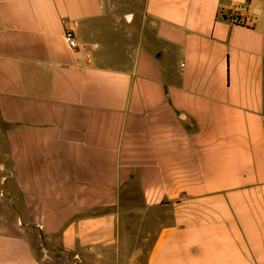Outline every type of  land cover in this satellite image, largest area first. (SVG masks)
<instances>
[{
  "label": "crops",
  "instance_id": "obj_1",
  "mask_svg": "<svg viewBox=\"0 0 264 264\" xmlns=\"http://www.w3.org/2000/svg\"><path fill=\"white\" fill-rule=\"evenodd\" d=\"M0 185V264H264V0H0Z\"/></svg>",
  "mask_w": 264,
  "mask_h": 264
},
{
  "label": "built area",
  "instance_id": "obj_2",
  "mask_svg": "<svg viewBox=\"0 0 264 264\" xmlns=\"http://www.w3.org/2000/svg\"><path fill=\"white\" fill-rule=\"evenodd\" d=\"M232 20L234 22L238 21L234 17L232 18ZM64 37H65V40L67 41V43L69 44V46L71 48H76L78 46V41L76 39V36H75L73 29H71V28L66 29Z\"/></svg>",
  "mask_w": 264,
  "mask_h": 264
},
{
  "label": "rangeland",
  "instance_id": "obj_3",
  "mask_svg": "<svg viewBox=\"0 0 264 264\" xmlns=\"http://www.w3.org/2000/svg\"><path fill=\"white\" fill-rule=\"evenodd\" d=\"M1 192H2V188H1V185H0V198H1Z\"/></svg>",
  "mask_w": 264,
  "mask_h": 264
}]
</instances>
